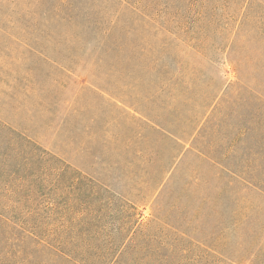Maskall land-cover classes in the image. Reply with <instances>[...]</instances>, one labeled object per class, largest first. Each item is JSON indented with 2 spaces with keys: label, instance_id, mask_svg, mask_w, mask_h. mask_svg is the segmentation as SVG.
<instances>
[{
  "label": "rangeland",
  "instance_id": "obj_1",
  "mask_svg": "<svg viewBox=\"0 0 264 264\" xmlns=\"http://www.w3.org/2000/svg\"><path fill=\"white\" fill-rule=\"evenodd\" d=\"M119 2L86 0L102 29L113 26L102 44L79 26L58 20L59 0H0V123L80 168L91 162L96 168L115 165L114 177L121 179L127 157L122 141L138 128L132 115L168 121L164 101L173 102L179 119L199 118L211 103L201 121L199 146L233 172L219 178L208 161L195 152L183 153L171 174L173 195L189 177L201 181L181 220L192 218L188 230L194 237L219 236L211 241L222 249L217 264H264V0H250L248 22L241 28H235L236 20L227 33L210 32L199 56L179 41L159 51L161 39L151 30L146 28L150 35L142 37L140 22L135 26L116 14ZM128 28L130 34L124 31ZM227 34L233 40L224 49ZM143 39L153 46V55L139 58L138 66L129 56ZM153 61L160 65L146 66ZM175 61L187 71L171 85L172 92L178 91L174 99L165 91L154 96L163 70L174 72ZM183 80L189 81L187 91L185 83L180 87ZM144 133L140 148L153 144L152 133ZM202 196L216 200L215 206L207 201L195 212ZM137 212L142 221L152 215L150 204L139 205Z\"/></svg>",
  "mask_w": 264,
  "mask_h": 264
},
{
  "label": "trees",
  "instance_id": "obj_2",
  "mask_svg": "<svg viewBox=\"0 0 264 264\" xmlns=\"http://www.w3.org/2000/svg\"><path fill=\"white\" fill-rule=\"evenodd\" d=\"M119 1L116 14L121 12V17H128L135 26L140 22L142 37L150 35L146 28L151 30L161 39L159 51H165L169 42L179 41L197 56L210 32L227 33L236 20L235 28H241L248 22L250 9V0H165L162 4V0ZM56 8L58 20L79 26L82 33L95 35L102 44L113 30L111 25L100 27L97 12L86 5V0H59ZM131 30L124 29L126 34ZM227 36L224 49L230 48L233 40L231 34ZM152 49L149 40L143 39L142 45L130 53V62L134 60L139 66V58H150ZM157 63L146 66L158 67ZM175 63L172 73L162 69L165 77L153 95L165 91V96L174 99L178 91L172 92L171 85L178 84L187 71L182 63ZM189 76L193 78L194 69ZM184 83L187 91L189 81H181L180 87ZM163 102L160 104L167 109L168 121L154 116L144 121L146 117L141 114L138 118L131 116L138 128L122 141L127 157L121 179L114 177L115 165L96 168L91 162L87 168H80L0 123V264H206L202 260L208 257L217 264L222 249L211 241L219 236L194 237L193 230H188L192 218L181 220L200 178L186 179L177 195H173L175 181L171 179L177 160L187 151L208 161L219 178L233 172L199 146L204 132L201 121L211 103L202 117L179 119L173 114V102ZM144 131L152 133L154 140L140 148L138 143L147 139ZM230 183L226 182V187H231ZM210 200L207 196L196 200L195 212L207 201L214 207L216 200ZM147 204L152 215L147 221L139 220L137 207Z\"/></svg>",
  "mask_w": 264,
  "mask_h": 264
}]
</instances>
